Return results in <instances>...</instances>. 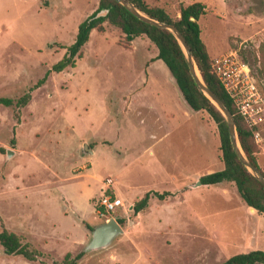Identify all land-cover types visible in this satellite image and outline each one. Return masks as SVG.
Here are the masks:
<instances>
[{"label": "rangeland", "instance_id": "rangeland-1", "mask_svg": "<svg viewBox=\"0 0 264 264\" xmlns=\"http://www.w3.org/2000/svg\"><path fill=\"white\" fill-rule=\"evenodd\" d=\"M146 2L173 16L182 5L206 4L200 25L213 61L237 51L264 89V0ZM99 4L0 0V97L18 98L43 79ZM104 27L93 30L76 67L52 73L20 112L0 105V232L45 254L31 262L0 245V264L61 261L90 243L84 222L94 228L112 218L126 219L124 234L79 264H218L264 251V214L234 184H199L223 169L217 124L191 110L162 60L152 62L158 48L147 36L126 46L121 29ZM151 191L172 195L153 197L136 215L135 203ZM103 194L124 207L100 212Z\"/></svg>", "mask_w": 264, "mask_h": 264}, {"label": "trees", "instance_id": "trees-1", "mask_svg": "<svg viewBox=\"0 0 264 264\" xmlns=\"http://www.w3.org/2000/svg\"><path fill=\"white\" fill-rule=\"evenodd\" d=\"M131 1L152 17L175 24L181 30L192 49L204 81L217 93L234 114L240 143L244 152L253 164L264 173L258 161L260 147L256 142L254 129L249 126L245 118L239 113L233 99L221 83L213 67V58L202 37L200 19L207 14L206 4L194 2L192 4L182 5L179 9L180 16H173L162 7L149 5L146 0ZM104 9H109L108 15L106 17L96 18V15ZM105 22L122 30L125 34L126 46H129L138 37L143 35L147 36L158 48L159 53L157 59L165 63L172 76L176 79V84L183 93L191 110L195 112H207L217 124L221 139L223 169L202 175L199 179L202 184L216 185L232 183L236 186L241 198L248 207H253L260 214H264V185L240 161L231 143L229 128L225 117L217 106L199 90L191 75L184 52L175 36L166 29H161L141 21L116 0H100L99 7L93 15L79 25L75 42L69 46H62L67 49L64 57L46 72L43 79L20 97H0V105L13 108L20 112L32 100V92L44 84L52 73H61L76 67L77 59L83 56V49L89 42L91 33L95 29L99 32L105 31ZM259 51L261 62L259 75L264 78V42L261 43ZM12 143L15 144L14 141ZM171 195L172 193L170 192H148L135 203L134 213L137 215L147 209L153 197L165 200ZM118 222L121 225H125L126 219H121ZM84 224L87 228L93 229L89 223L84 222ZM0 245L7 255L22 256L31 262L39 261L40 258L45 256L43 252L35 248L31 243L24 242L18 234L10 232L6 228L0 232ZM85 254V251H81L75 255L68 253L63 260H54L52 264H79ZM218 264H264V251L252 250L236 254Z\"/></svg>", "mask_w": 264, "mask_h": 264}, {"label": "water", "instance_id": "water-1", "mask_svg": "<svg viewBox=\"0 0 264 264\" xmlns=\"http://www.w3.org/2000/svg\"><path fill=\"white\" fill-rule=\"evenodd\" d=\"M116 1L119 2L121 5H123L128 11H130L134 16H136L141 21L161 29H166L175 36V38L177 39L179 45L181 46L184 52V55L186 57V60L190 68L191 75L193 76L199 90L203 92L204 95L217 106V108L222 112L223 116L225 117L229 128L231 143L240 161L247 168V170L260 183L264 185V173L256 165L253 164V162L249 159V157L246 155V153L244 152L241 146L238 130H237V122L234 114L225 105V103L217 95V93L214 92L204 81L203 76L196 63V59L192 52V49L190 48L181 30L175 24L167 23L152 17L151 15L140 9L137 5H135L131 0H116ZM108 13H109V9H104L96 15V18L106 17ZM193 20L195 19L193 18ZM174 80L176 82L175 78ZM85 150L92 152L91 149L90 150L88 149V145L85 146ZM11 152L12 151H10L8 154L9 157L12 155ZM199 184L202 185V182L200 180H199ZM251 209L254 208L251 207ZM122 234H124V228L115 218H112L109 221L100 224L92 229V239L90 243L85 247L84 251L91 252V251L107 248L113 243V241L118 236Z\"/></svg>", "mask_w": 264, "mask_h": 264}, {"label": "built area", "instance_id": "built-area-1", "mask_svg": "<svg viewBox=\"0 0 264 264\" xmlns=\"http://www.w3.org/2000/svg\"><path fill=\"white\" fill-rule=\"evenodd\" d=\"M213 67L239 113L254 129L256 142H261L263 136L260 129L264 125V89L260 87L250 66L237 51H232L216 59ZM121 206L124 207V203L114 195L103 194L99 201V211L107 214L115 212Z\"/></svg>", "mask_w": 264, "mask_h": 264}, {"label": "crops", "instance_id": "crops-1", "mask_svg": "<svg viewBox=\"0 0 264 264\" xmlns=\"http://www.w3.org/2000/svg\"><path fill=\"white\" fill-rule=\"evenodd\" d=\"M158 53H159V51H158ZM157 56H158V54L156 55V57H155V60H153L152 62H154V61H158V60H160V59H157ZM193 111V110H192ZM223 165V164H222ZM224 184H232V183H224ZM229 187H231L230 185H228ZM234 187H236L235 185H234ZM234 188L232 187V190H233ZM255 212H257V210L255 209Z\"/></svg>", "mask_w": 264, "mask_h": 264}]
</instances>
